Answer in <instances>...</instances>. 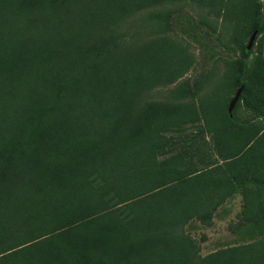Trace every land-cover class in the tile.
Instances as JSON below:
<instances>
[{"label":"trees","instance_id":"trees-1","mask_svg":"<svg viewBox=\"0 0 264 264\" xmlns=\"http://www.w3.org/2000/svg\"><path fill=\"white\" fill-rule=\"evenodd\" d=\"M163 1L0 0V264H264V238L199 256L182 230L264 187V122L234 115L264 113V61L242 82L246 46L230 62V112L226 78L196 101L149 95L189 70V44L117 29ZM249 4L218 12L254 20ZM189 122L215 147L196 164L167 134Z\"/></svg>","mask_w":264,"mask_h":264},{"label":"rangeland","instance_id":"rangeland-1","mask_svg":"<svg viewBox=\"0 0 264 264\" xmlns=\"http://www.w3.org/2000/svg\"><path fill=\"white\" fill-rule=\"evenodd\" d=\"M232 4L234 0H221L220 4L199 0H166L163 4L151 5L130 16L128 21L119 26L117 31L127 33L131 38L137 36L141 39L168 33L189 44L192 54L189 70L174 83L153 88L149 95L171 102L196 101L210 95L215 86L226 78L230 80L229 104L240 87L234 82L235 74L229 69L230 62L242 57V48L247 46L252 33L254 37L251 44L245 48L247 56L240 75L241 82L249 79L260 58L264 61V0H253V6L257 9L249 4L250 17H256L254 20L242 19V23L233 17L232 12L224 11L225 7L236 10V5L233 8ZM220 7L224 10L219 15ZM253 21L258 23L255 30L251 29ZM234 115L239 122L254 119L264 122L263 112L251 110L245 105H241ZM167 134L174 136L176 144L184 145L186 150L195 152L198 147L200 154L192 158L195 164L200 157L203 159L208 154L211 158L215 154L210 134L201 132L197 122L183 124L181 129ZM180 136H183L182 141L179 140ZM186 138H191L192 142L189 139L186 141ZM246 188L253 193H246ZM248 204H252V207ZM182 230L193 239L199 256L264 238V187L245 180L212 212L208 222L193 218Z\"/></svg>","mask_w":264,"mask_h":264},{"label":"water","instance_id":"water-1","mask_svg":"<svg viewBox=\"0 0 264 264\" xmlns=\"http://www.w3.org/2000/svg\"><path fill=\"white\" fill-rule=\"evenodd\" d=\"M253 37H254V33L251 34V36H250V38H249V41H248V44H247L246 48H248V47L250 46ZM241 90H242V87L240 86V87L236 90L234 96L231 98V100H230V102H229V104H228V112H230L231 109L233 108L235 102L237 101V99H238V97H239V94H240Z\"/></svg>","mask_w":264,"mask_h":264}]
</instances>
